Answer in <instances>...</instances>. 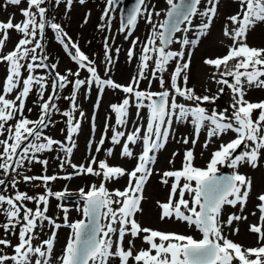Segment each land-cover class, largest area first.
<instances>
[{"label": "snow or ice", "instance_id": "snow-or-ice-1", "mask_svg": "<svg viewBox=\"0 0 264 264\" xmlns=\"http://www.w3.org/2000/svg\"><path fill=\"white\" fill-rule=\"evenodd\" d=\"M61 2L55 0L56 6ZM63 2L67 15L73 0ZM123 2L106 0L97 27L111 32L118 8V31L125 40L133 37L140 19L151 25L143 43L139 37L130 41L126 55L129 62L138 59V71L127 84L118 83L109 75L114 66L109 36L103 42L102 78L96 60L72 40L60 23L49 19L48 0H4L5 8L22 3L26 7L20 8L23 19L19 22H13L14 14L0 20V64L6 69L0 83V173L4 175L0 186L6 191L7 181L15 190L11 195L0 192V264H264V191L256 194L255 211L251 213L254 220L248 223L254 245L245 247L229 238L239 233V222L248 221L243 213L251 199L253 181L241 169H257L264 160V100L253 102L246 98L253 89L264 90V48L247 43L249 32L264 24V0H234L237 11L225 17L221 30L225 39L220 44L226 48L225 54L203 60L210 69L209 79L218 85L211 96L198 95L188 87V72L192 50L209 34L219 16L220 0H165V19L159 23L154 22L153 16L160 17L161 13L154 11V5L150 7L147 0H135L127 11ZM78 3L83 5L86 0ZM197 17L201 18L199 24L194 23ZM84 23H88L87 15ZM48 29L76 65L75 71L69 68L61 74L58 62L48 63L42 43ZM12 32L19 38L11 50L5 51ZM178 33L182 35L177 36ZM173 45H178V49L173 50ZM119 51V47L115 48L117 55ZM38 70L44 74H37ZM82 73L86 74L84 78ZM145 80L147 88L142 89L141 82ZM154 81L159 91L151 90ZM69 86L71 94L63 99L70 102V110L61 112L55 101ZM93 86L98 90L95 107L105 90L122 95L118 103L109 105L115 126L106 121L94 152L84 163L76 164L72 162L74 137L85 118L78 96L82 88L86 95L90 94ZM49 87L51 92L45 97ZM226 90L230 94L229 106L209 109L207 105H216ZM31 95L38 97L35 103L39 114L35 120L26 114L32 111L27 107ZM130 109H135L134 113ZM55 113L66 118L64 140L45 134L55 123ZM92 121L95 131V115ZM177 125H191L192 131L177 138ZM202 132L206 135L202 148L219 142L203 168L195 164V148ZM170 139L187 147L179 169L158 173L160 183L168 188L166 199L156 201L158 218L162 222L182 223L194 234L161 231L146 227L137 219L144 211L145 186L157 174V154ZM106 142L112 147H105ZM116 147L120 149L119 158L134 161L133 167L109 163L115 158ZM137 147L139 152L134 150ZM53 152L57 153V167L63 175L47 174L49 160L41 154ZM101 153L104 158L98 159ZM177 155L180 153H172L170 164L175 163ZM34 164L41 166V174L27 175ZM222 167L231 172L222 174ZM67 168L72 171L67 172ZM85 177L98 182L80 187L75 193L67 185L53 190L57 181ZM121 181L123 187H109L120 185ZM21 182L41 191H20ZM72 196L76 197V210L82 216L75 221L65 206L66 199ZM53 199L63 223L48 215ZM29 203L34 208L28 207ZM228 207H238L240 214L233 212L225 219ZM62 227L70 233L57 254V233ZM10 237L16 239L15 244Z\"/></svg>", "mask_w": 264, "mask_h": 264}, {"label": "rangeland", "instance_id": "rangeland-1", "mask_svg": "<svg viewBox=\"0 0 264 264\" xmlns=\"http://www.w3.org/2000/svg\"><path fill=\"white\" fill-rule=\"evenodd\" d=\"M148 5L151 7L154 5V11L160 12L163 7L167 5L165 0H147ZM106 0H86V3L81 5L78 3V0H73V5L71 11L65 15V3L61 2L59 6H56L55 0H48L47 6L49 9V19L52 22L60 23L68 35L72 38L73 41H77L81 49L91 58L96 60L98 64V71L101 77H104L105 64L103 63L104 49L103 42L105 36H109L110 44L113 48V60L114 66L111 68L109 75L118 83L127 84L131 77H133L138 71V59H134L129 62L127 58V50L130 46V41L132 38L139 37L141 43L146 40L148 36L151 25L147 24L144 19H140L138 26L133 33V37H130L129 40H125L124 34H120L119 29V8L114 13V19L111 23V32L100 31L98 30V25L101 23V15L105 9ZM26 7V4L22 3L19 7L8 6L4 7V0H0V20H7L10 15H15L14 23L19 22L23 19L20 15V8ZM203 7V5H202ZM165 10V11H166ZM237 11V6L234 0H220L219 6V16L215 19L210 32L208 35L204 36L201 39L199 45L192 50L191 55V64L190 70L188 72L189 81L188 87L194 88L198 95H214L218 90V85L212 82L209 79L210 69L208 66L203 64L205 58H215L217 56H222L226 52L220 41L225 39L222 37V26L225 23V17L228 15L234 14ZM88 16V23H84L85 16ZM165 16V14H164ZM160 17L153 16V20L156 23L162 22L159 19ZM201 18L197 17L194 20L195 24L200 23ZM183 27V26H182ZM181 33H178L177 36H181ZM192 37V33L188 34ZM46 40L44 42V52L49 57L48 63L58 62V70L61 74H64L67 69L76 70V65L70 60V58L65 53L63 47L56 41L55 34L50 30H46L45 33ZM114 37V39H112ZM19 34L12 32L11 39L7 42V47L5 51L11 50L14 44L17 42ZM230 43V41H229ZM247 43L256 48H264V24L258 25L253 31H250L247 37ZM119 47L120 51L117 55L115 48ZM178 45H173V50L178 49ZM140 48L137 47L136 52L139 53ZM171 71V68L169 69ZM37 74H44L41 70H38ZM6 75V69L3 64H0V83L3 82ZM26 75V74H25ZM86 74L82 73L81 78H84ZM167 73L165 77L167 78ZM72 79V77H70ZM148 81L141 82V88H147ZM210 89L211 91H207ZM152 91H159L158 84L154 81L152 86ZM51 92L49 87L48 92L45 93V97ZM71 94V86L64 89L60 92L61 99L55 101L58 108L61 112L70 110V102L66 99H63L65 96ZM101 95L99 100V106L95 107L98 99V90L93 86L90 94L86 95V89L82 88L78 96V104L81 109L85 112V118L82 121L80 132L74 137L76 142V148L74 149L72 162L76 164L84 163L87 159L90 152H94L95 142L100 139L101 133L103 131L105 122L109 123L110 126H115V116L110 112L109 105L113 103H118L121 99V93L113 92L112 90H105ZM250 101H260L264 100V90L253 89L250 91L246 97ZM38 97L34 96L29 98L27 101V107L31 108L30 113H26L30 119H37L39 114V108L36 106L35 101ZM230 103V94L226 90L225 94L217 101L216 105H207L209 109L216 107L217 110H222L227 108ZM203 106V105H202ZM134 113L135 109H130ZM53 121L54 125H51L48 129L45 130V134L49 135L57 140H64L66 134V118L63 117L60 113H55ZM95 115V131H93V121L92 117ZM135 118V117H134ZM176 136L188 135L191 133V125H177ZM131 128V126H130ZM130 130V129H129ZM111 130L109 129L108 136H111ZM206 139V135L202 132L200 140L197 143L195 148L196 160L195 164L197 167H206V163L210 157V154L215 150L217 144H211L208 149L202 148V144ZM225 140L228 137H224ZM105 147H112L110 142H106ZM183 146L176 142L175 139H170L165 149L161 150L157 154V163L155 164V169L157 174L153 175L147 185L145 186L143 201V214L138 215L137 219L146 227H151L159 229L166 232H179L184 234H194L193 230L186 228L185 225L178 222L167 221L162 222L158 218V209L156 206V201H163L166 199L168 194V188L160 183V176L158 173L164 170L170 169H179L181 167L182 153L184 148ZM136 152H139V147L134 149ZM119 147H116L115 158L110 159L109 163L113 165H123L124 167L131 168L134 165V161H124L119 158ZM173 152H178L180 155L175 157V163L170 164L169 160L172 157ZM57 155L56 152L41 154L42 158L49 160V168L47 171L48 175L58 173L63 175L64 173L57 167L58 161L55 159ZM103 153L99 154L98 159H102ZM31 171L27 172V175H40L41 166L39 164L31 165ZM220 170H228L227 168H221ZM20 171H24L21 169ZM67 172H71V168L66 169ZM241 172L247 174L251 177L253 181V192L251 199L247 205L244 215L248 216V221H241L237 225L239 227V233L237 235H229V238L235 242L244 245L245 247L253 246L254 240L248 232V223L254 220V217L251 216V213L255 211L254 205L256 204V194L264 191V160L261 161L260 167L257 169L252 168H242ZM0 178H4L3 173H0ZM98 182L95 178L85 177V178H74L71 181H57L53 184V190H61L65 185H67L70 192L75 193L80 187H85L92 183ZM7 190L4 191L3 187L0 186V192L5 195L14 194V191L11 188V184L6 181ZM124 181H121L120 185H109L112 187H123ZM20 191L28 192L29 194L36 193L41 191L40 189L33 188L31 184H26L21 182L18 185ZM76 197L72 196L66 199L65 206L70 209V219L75 221L82 218L81 213L78 212L77 204L75 203ZM57 201L55 199L51 200L50 208L48 215L56 218L58 223H63L62 213L60 209L56 206ZM28 207H33L34 204L29 203ZM233 212L239 213V208H226L224 218ZM0 222H3V217H0ZM47 231V229L45 230ZM70 230L62 227L57 233V243H56V253L60 254L61 250L64 248L66 241L68 239ZM196 238L199 239L200 236L198 233L195 234ZM46 238V237H42ZM13 244L16 243L14 237H10Z\"/></svg>", "mask_w": 264, "mask_h": 264}, {"label": "water", "instance_id": "water-1", "mask_svg": "<svg viewBox=\"0 0 264 264\" xmlns=\"http://www.w3.org/2000/svg\"><path fill=\"white\" fill-rule=\"evenodd\" d=\"M134 3H135V0H124L123 7H124L125 11L130 9ZM118 17H119V26H120V22H121V12H120V10H119ZM164 19H165V16H164ZM42 43H43V41H42ZM220 172L222 174H225V175L229 174V172L227 170H220Z\"/></svg>", "mask_w": 264, "mask_h": 264}, {"label": "bare ground", "instance_id": "bare-ground-1", "mask_svg": "<svg viewBox=\"0 0 264 264\" xmlns=\"http://www.w3.org/2000/svg\"><path fill=\"white\" fill-rule=\"evenodd\" d=\"M165 10H166V6L163 7V9L161 10V15H160V21H162L163 17H164V14H165ZM229 173L231 172L230 169L227 170Z\"/></svg>", "mask_w": 264, "mask_h": 264}, {"label": "trees", "instance_id": "trees-1", "mask_svg": "<svg viewBox=\"0 0 264 264\" xmlns=\"http://www.w3.org/2000/svg\"><path fill=\"white\" fill-rule=\"evenodd\" d=\"M45 40H46V36H45V38H44V42H45ZM44 54H45V52H44ZM34 96H36V95H31V97H34ZM37 97V96H36ZM55 117V115H53V117H52V119Z\"/></svg>", "mask_w": 264, "mask_h": 264}]
</instances>
